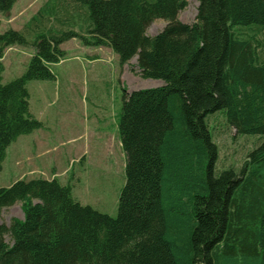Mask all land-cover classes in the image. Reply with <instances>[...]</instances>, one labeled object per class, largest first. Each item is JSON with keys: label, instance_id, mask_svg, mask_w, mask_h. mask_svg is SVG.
I'll list each match as a JSON object with an SVG mask.
<instances>
[{"label": "trees", "instance_id": "16d2710c", "mask_svg": "<svg viewBox=\"0 0 264 264\" xmlns=\"http://www.w3.org/2000/svg\"><path fill=\"white\" fill-rule=\"evenodd\" d=\"M15 1L0 0V14ZM67 2L46 1L25 23L37 22L32 37L0 33V172L8 146L42 127L26 83L54 79L49 65L64 58L65 41L107 47L121 66L135 57L140 77L163 84L122 94L117 215L81 204L57 178L16 180L0 187V211L19 203L23 214L0 224V264H264V0H198L188 24L177 18L187 0H72L59 18ZM156 19L165 26L147 35ZM13 45L34 54L2 83ZM218 111L236 134L263 140L239 169L216 173L206 118Z\"/></svg>", "mask_w": 264, "mask_h": 264}, {"label": "rangeland", "instance_id": "374dc122", "mask_svg": "<svg viewBox=\"0 0 264 264\" xmlns=\"http://www.w3.org/2000/svg\"><path fill=\"white\" fill-rule=\"evenodd\" d=\"M46 1L16 0L7 16L0 14V33L12 28L21 30L27 37L35 35L36 27L33 25L37 22L32 21L30 26H25V23ZM67 1L69 9L60 11L59 18L65 19L64 14L73 12L72 0ZM197 6L198 0H187L186 7L177 18L183 23L193 22ZM66 21L61 25L60 20L52 18L46 23L55 28H80V24ZM165 24L163 19L154 20L147 27V35H155ZM258 37L262 39L263 33ZM70 40L63 44L64 58L49 65L54 79H34L26 83L31 109L42 123V127L34 130L28 138L43 141L36 151L37 159L50 162L58 157V164L64 162V165H58L57 173L24 163V167L22 163L16 167L19 169L22 165L19 178L26 180L34 177L53 179L68 171V184L81 204L115 217L125 181L124 154L118 133L122 94L155 88L163 83L158 79L140 77L135 57L121 66L109 48L76 46ZM33 54L34 49L30 45L6 48L2 57V83L21 76ZM206 121L218 145L216 173L229 167L239 169L246 155L263 140L260 135L236 134L227 126L223 112L208 115ZM8 180L7 173L3 172L0 183ZM13 217L23 218L19 203L0 211V224H9ZM5 241L11 244L9 235L5 236Z\"/></svg>", "mask_w": 264, "mask_h": 264}, {"label": "crops", "instance_id": "0c3cea01", "mask_svg": "<svg viewBox=\"0 0 264 264\" xmlns=\"http://www.w3.org/2000/svg\"><path fill=\"white\" fill-rule=\"evenodd\" d=\"M70 42H72L76 46H83L78 39L73 38L70 40ZM63 44L64 43H62L61 45L62 49H63ZM97 49L100 50L102 48H97ZM159 82L161 83V81ZM29 108H30V112L32 113V115L36 118L34 110L31 109L30 98H29ZM31 134L33 133L31 132L30 134L19 136L7 148L6 156L2 163V170L0 172V177L2 176L3 172H6L10 180H8V182H5V183H0V187L9 186L12 182L18 179H21L19 177L24 167L23 163L27 164L29 167H38L40 169L46 168L50 172H55V173L59 172L58 165H61V167L64 165V162H62L61 164H58L60 163V159L58 157L54 158L50 162H43L37 159L38 155L36 151L43 141L39 138L28 139L29 136H31ZM18 163L20 164L22 163L23 167L21 165V167L17 169L16 166ZM60 177H55V178H58L63 183H68V178H69L68 171L65 175H62ZM80 194L81 196H83V193H80Z\"/></svg>", "mask_w": 264, "mask_h": 264}]
</instances>
